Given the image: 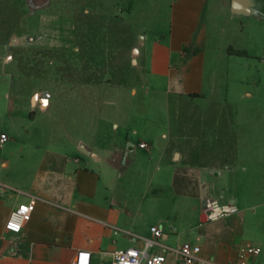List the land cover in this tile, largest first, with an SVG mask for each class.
Listing matches in <instances>:
<instances>
[{
  "label": "crops",
  "instance_id": "0c3cea01",
  "mask_svg": "<svg viewBox=\"0 0 264 264\" xmlns=\"http://www.w3.org/2000/svg\"><path fill=\"white\" fill-rule=\"evenodd\" d=\"M114 4L141 38L136 63L119 82L80 83L75 101L61 84L59 99L44 91L46 108L39 92L30 103L6 60L13 41L0 42V264H77L82 250L111 264L154 226L163 236L151 252L166 251V264L184 242L218 264L253 245L249 264H264V112L229 100L227 82L264 66V0ZM207 195L239 211L202 221ZM33 198L23 230L8 231Z\"/></svg>",
  "mask_w": 264,
  "mask_h": 264
},
{
  "label": "rangeland",
  "instance_id": "374dc122",
  "mask_svg": "<svg viewBox=\"0 0 264 264\" xmlns=\"http://www.w3.org/2000/svg\"><path fill=\"white\" fill-rule=\"evenodd\" d=\"M117 1L0 0V42L13 41L6 60L20 67L13 66L12 70L21 72L20 92L27 94L30 103L34 93L39 92L43 98L44 91L49 89L59 99L61 84L71 89L69 97L75 101L80 83H115L124 79V71L136 63L133 49L140 46L141 38L136 40L133 22L131 25L132 20L123 17V5L116 6ZM97 70L100 75L89 74ZM227 82L229 100L252 104L264 112L262 63H257L252 78L242 82L233 76L232 70ZM108 95L111 96L110 92ZM106 105L107 109V102ZM75 114L72 111L70 116ZM251 116L255 120L257 114Z\"/></svg>",
  "mask_w": 264,
  "mask_h": 264
},
{
  "label": "built area",
  "instance_id": "2783aa9c",
  "mask_svg": "<svg viewBox=\"0 0 264 264\" xmlns=\"http://www.w3.org/2000/svg\"><path fill=\"white\" fill-rule=\"evenodd\" d=\"M9 140L7 133L0 134V145ZM141 147H146V142L140 143ZM36 199H31L28 203H23L15 207L6 222L5 228L14 233H20L29 215L33 211ZM203 212L208 220H218L229 217L239 211L237 205L231 201L224 202L218 197L207 195L204 197ZM153 237L145 240L143 248L126 247L119 249L114 253L111 264H166L168 257L164 250L151 252V249L159 244V239L163 236V231L159 226L152 227ZM176 254V260L173 264H218L214 260L201 257L202 247L199 244L184 242L173 249ZM261 251L259 247L249 245L243 249L236 260L227 264H249L248 257L258 254ZM77 264H91V253L89 251H80L77 255Z\"/></svg>",
  "mask_w": 264,
  "mask_h": 264
},
{
  "label": "water",
  "instance_id": "95a60500",
  "mask_svg": "<svg viewBox=\"0 0 264 264\" xmlns=\"http://www.w3.org/2000/svg\"><path fill=\"white\" fill-rule=\"evenodd\" d=\"M135 51H137V49H135ZM33 101H34V103H37L39 101L40 104H41V107L42 108H46V106L48 104V94L45 93L43 98L42 97L40 98L39 94H36L34 96V98H33ZM201 220L202 221H207L208 220L207 219V215L205 213L203 214Z\"/></svg>",
  "mask_w": 264,
  "mask_h": 264
}]
</instances>
